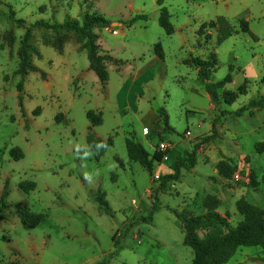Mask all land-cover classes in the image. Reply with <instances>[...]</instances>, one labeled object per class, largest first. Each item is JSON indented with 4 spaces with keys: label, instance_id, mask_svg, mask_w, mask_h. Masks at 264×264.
I'll list each match as a JSON object with an SVG mask.
<instances>
[{
    "label": "rangeland",
    "instance_id": "rangeland-1",
    "mask_svg": "<svg viewBox=\"0 0 264 264\" xmlns=\"http://www.w3.org/2000/svg\"><path fill=\"white\" fill-rule=\"evenodd\" d=\"M162 7L171 36L158 25ZM93 15L110 23L92 30L98 55L113 60L104 63L105 84L72 34L45 29L31 32L37 71L19 74L25 28ZM138 16L147 20L130 24ZM194 58L215 60L208 83L230 77L214 98ZM259 97L264 0H0V197L8 190L0 264H191L173 211L196 217L212 210L232 229L244 219L238 203L264 212V110L234 115ZM107 140L103 150L98 141ZM128 141L144 150L151 173L129 158ZM160 143L170 146L165 154ZM196 146L195 167L161 189L176 157ZM221 161L236 167L230 179L218 174ZM257 228L264 240V222ZM261 258L262 247L240 248L226 264Z\"/></svg>",
    "mask_w": 264,
    "mask_h": 264
},
{
    "label": "trees",
    "instance_id": "trees-1",
    "mask_svg": "<svg viewBox=\"0 0 264 264\" xmlns=\"http://www.w3.org/2000/svg\"><path fill=\"white\" fill-rule=\"evenodd\" d=\"M159 5L161 6V4ZM169 19L170 16L167 9L162 7L159 10L158 25L167 36L174 34V29L172 28ZM137 20L146 21L147 18L145 16H138L131 20L130 24ZM14 23L20 25L22 28L26 27V23L23 20H16ZM109 24L110 23L103 17L96 15L84 17L81 23L76 20L66 21L63 24H51L43 20L35 22L31 26L25 28V33L20 41V47L18 50V57L20 60L18 68L19 74L25 76L29 72L37 71L30 64L29 53L34 51L30 46L31 32L33 29H45L72 34L76 42L80 44L81 48L87 53L89 69L94 72L101 84H105L108 77L104 63L112 62L113 60L109 56L98 55V46L96 45L97 38L92 30L96 27H106ZM241 27L243 32L250 33L245 22H241ZM58 49L61 50V44L58 45ZM155 55L158 59H163V53L161 50L160 52L155 51ZM191 65L196 69L198 79L202 82L205 92L212 98L215 96L216 89H222L225 85L231 83L229 76L215 84L208 83L211 71L215 70V60L205 62L194 58L191 60ZM21 89L22 83H19L17 86L18 92H20ZM18 99L21 101V96H19ZM252 110H264V97L251 100L246 106L237 110L234 115L241 116L246 112L251 113ZM162 117H164V125H167L166 115L162 114ZM216 123L217 120L212 124V135L209 139H212L217 134L215 128ZM98 143L102 146L103 150L111 146L110 140L105 142L98 141ZM260 145L264 146V144ZM198 147L199 146H196L190 153L185 152L176 157L171 165L173 175L161 178V189L165 187V183L168 179H173L175 181L178 180L181 169H192L195 167V155ZM126 150L132 161H137L147 173H151L152 162L148 160L146 153L140 146H134L128 141L126 142ZM260 152H264V148ZM229 163L230 161H221L217 165L218 174L226 179H230L232 174L236 171V167L231 166ZM7 195L8 190L7 185H5L0 197V205L2 208L5 206V198ZM97 202L104 212L109 214L108 208L106 204H104L105 202L100 198ZM2 208H0V212ZM156 211H158V208L156 207V204H154L152 205L151 213L153 214ZM237 211L244 219L234 229L229 227L226 217H222L212 210H209L205 215L196 217L185 213H177L176 211L172 212L183 229V246L190 248L194 253V258L191 264H226L240 248H264L263 237L257 228L258 225L264 222V212L243 203L237 204ZM145 220L150 221L151 217H147ZM34 227L35 226L27 228ZM205 230L207 233L202 238H199L198 231ZM224 230L226 231L224 232ZM258 261L264 264V258H261Z\"/></svg>",
    "mask_w": 264,
    "mask_h": 264
},
{
    "label": "built area",
    "instance_id": "built-area-1",
    "mask_svg": "<svg viewBox=\"0 0 264 264\" xmlns=\"http://www.w3.org/2000/svg\"><path fill=\"white\" fill-rule=\"evenodd\" d=\"M169 148H170V146H169L168 144L160 143V144H159L158 151H159L161 154H165ZM163 158L166 159V158H165V155H164Z\"/></svg>",
    "mask_w": 264,
    "mask_h": 264
}]
</instances>
